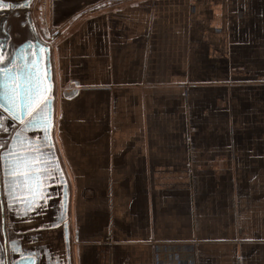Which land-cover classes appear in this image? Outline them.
Here are the masks:
<instances>
[{"label": "crops", "instance_id": "1", "mask_svg": "<svg viewBox=\"0 0 264 264\" xmlns=\"http://www.w3.org/2000/svg\"><path fill=\"white\" fill-rule=\"evenodd\" d=\"M38 6L52 127L8 146L9 254L264 264V0Z\"/></svg>", "mask_w": 264, "mask_h": 264}, {"label": "flooded vegetation", "instance_id": "2", "mask_svg": "<svg viewBox=\"0 0 264 264\" xmlns=\"http://www.w3.org/2000/svg\"><path fill=\"white\" fill-rule=\"evenodd\" d=\"M3 3L7 6L0 8V264H16L22 255L11 256L6 245L4 200L7 150L15 137L21 138L38 125L29 123L33 115L40 113L43 120L47 119L49 100L42 106L36 103L43 91L47 94L46 99H52L49 97H52L54 87L51 51L49 55L44 46L48 43L44 40L45 29L38 0H3ZM31 87H35L36 96L32 106L26 108V89ZM16 89L19 91L14 92ZM32 107V111L25 116L24 113Z\"/></svg>", "mask_w": 264, "mask_h": 264}, {"label": "water", "instance_id": "3", "mask_svg": "<svg viewBox=\"0 0 264 264\" xmlns=\"http://www.w3.org/2000/svg\"><path fill=\"white\" fill-rule=\"evenodd\" d=\"M43 44H45V43H43ZM44 46L46 47V49L48 50V53L50 55V46H48L46 44ZM48 58H49V56H48ZM50 77H51V74H50ZM50 77H49V80H50ZM51 84H52V81L49 82V87H51ZM41 87H42V89H44V84L43 83H41ZM46 95L47 94L43 91L41 96H40V98H39V101L36 104H39L40 106H42L45 103L46 100H49V102L47 101V103L49 104V109H48V114H47V119H46L47 122H45L43 124H45V128L46 129H51V127H52L51 126L52 125V122H51L52 121V119H51V115H52L51 102H52V99H46L47 98ZM40 100H42V101H40ZM33 107H35V105ZM33 107L31 109H28L26 111V113H24V115L27 116L32 111ZM11 118L15 119V117H11ZM16 121L20 122L19 120H16ZM0 250H1V245H0ZM16 264H34V259L32 257H24L20 261H18Z\"/></svg>", "mask_w": 264, "mask_h": 264}, {"label": "snow or ice", "instance_id": "4", "mask_svg": "<svg viewBox=\"0 0 264 264\" xmlns=\"http://www.w3.org/2000/svg\"><path fill=\"white\" fill-rule=\"evenodd\" d=\"M3 3V0H0V8L5 7ZM19 89L14 90V92H18ZM36 96V89L35 87H31L26 89V95H25V107H31L32 106V101L34 97ZM43 120V116L40 113H37L36 115H33L32 120L29 121V123L32 124H39Z\"/></svg>", "mask_w": 264, "mask_h": 264}, {"label": "rangeland", "instance_id": "5", "mask_svg": "<svg viewBox=\"0 0 264 264\" xmlns=\"http://www.w3.org/2000/svg\"><path fill=\"white\" fill-rule=\"evenodd\" d=\"M46 34H47V31H44V37H46ZM59 35V32H54L53 34H52V36H58Z\"/></svg>", "mask_w": 264, "mask_h": 264}]
</instances>
